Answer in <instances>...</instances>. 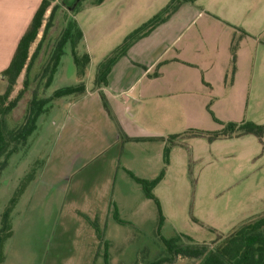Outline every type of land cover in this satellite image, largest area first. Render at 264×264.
Listing matches in <instances>:
<instances>
[{
    "label": "rangeland",
    "instance_id": "1",
    "mask_svg": "<svg viewBox=\"0 0 264 264\" xmlns=\"http://www.w3.org/2000/svg\"><path fill=\"white\" fill-rule=\"evenodd\" d=\"M95 1L83 0L76 12L63 0L52 1V9L59 7L54 24L11 96L14 99L28 80L23 98L5 119L13 128L21 124L34 96L49 98L58 89L82 82L70 45L50 82L49 78L50 57L68 21L75 17L83 22L85 38L78 44L77 53L88 52L91 57L92 65L83 80L88 95L55 99L27 144L0 173V230L3 214L12 208L10 236H4L0 264H149L165 256L158 234L157 206L129 175L130 168L147 180L165 170L154 194L165 218L161 236L167 239L183 236L196 244L216 246L221 238L264 217V138L261 142L246 135L210 142L206 137H188L184 143L172 144V135L199 131L182 122L178 133L152 142L140 134V125L146 124L138 116H129L138 135L128 137L111 109L110 99L103 93L92 95L100 62L123 44L124 37L155 16L165 15L172 0H105L102 6L94 5ZM253 6L261 13L259 21L244 20V24L251 25L253 33L259 32L264 39V0H254ZM114 14L120 15L114 27L101 25L98 35L93 30L92 15ZM59 16L61 22L57 21ZM108 28L113 32L108 34ZM39 41L32 45L31 55ZM258 61L264 62V43ZM261 64L250 107L241 123L264 125ZM131 114L135 116V111ZM216 120V132L229 124ZM185 238L184 243H192ZM170 264L199 262L179 257Z\"/></svg>",
    "mask_w": 264,
    "mask_h": 264
},
{
    "label": "crops",
    "instance_id": "2",
    "mask_svg": "<svg viewBox=\"0 0 264 264\" xmlns=\"http://www.w3.org/2000/svg\"><path fill=\"white\" fill-rule=\"evenodd\" d=\"M42 2L0 0V95L7 89L3 72ZM253 4L254 0L182 2L165 22L134 42L113 66L107 86H96L92 95L103 93L110 99L111 109L128 137L138 135L129 116L140 117L146 124L140 125V134L152 142L178 133L182 122L191 129L208 132L219 130L216 119L241 123L253 98L261 64L258 56L264 43L259 32L253 33L254 28L244 24V20L259 21L261 13ZM119 16L92 15L93 30L99 35L101 25L114 27ZM73 18L84 40L83 22ZM61 19L59 16L57 21ZM112 32L113 28H108L107 33ZM261 67L264 69V62ZM97 72L98 68L95 77Z\"/></svg>",
    "mask_w": 264,
    "mask_h": 264
},
{
    "label": "trees",
    "instance_id": "3",
    "mask_svg": "<svg viewBox=\"0 0 264 264\" xmlns=\"http://www.w3.org/2000/svg\"><path fill=\"white\" fill-rule=\"evenodd\" d=\"M52 1L53 0H43L27 31L21 38L9 67L3 72L4 80L7 82V89L0 95V173L5 170L10 158L18 153L21 147L27 144L30 137L38 128L39 119L49 110L55 99L72 95H83L86 93V85L83 80L86 76V71L91 62V58L88 53L83 55L77 53V46L83 39V32L76 21H68L50 57L52 72L49 82L52 80L53 74H55L57 67L61 63V59L64 56L68 45L71 47L76 71L82 82L76 86H68L58 89L49 98L39 99L34 96L26 109L21 124L13 128H10L5 120L6 117L17 107L18 102L23 98V95L28 88V80H25L24 88L14 99H11V96L19 83L21 74L24 70L29 68L31 62L38 56L44 44V40L53 26L55 8L51 10V14L45 24L46 14L51 9ZM75 1L76 0H73L72 3H68V0H63V4L70 9ZM104 1L105 0H96L94 5H101ZM195 1L196 0H172V5L167 9L165 15L155 16L148 23L127 36L123 44L119 46L112 55L99 64L96 76V86L98 88L107 86L108 78L113 66L127 53L135 41L147 36L159 24L165 22L170 16V12L176 9L182 2L193 3ZM82 2L83 0L78 2L74 12L77 11ZM43 27L44 30L41 40L39 41L35 52L31 55V47L38 39ZM187 134H189V136ZM187 134L172 135L170 136L169 141H171L172 144H175V141L179 142L180 140L184 143L183 141H186L188 137H206L210 142H214L223 138L253 135L263 142L264 125H258L253 122L229 123L223 131H190L187 132ZM168 153L169 149L167 148L164 154V162L166 165L169 163ZM128 173L132 179L141 186L146 198L155 202L158 210V234L165 247L166 255L150 262L149 264H170L179 257L198 260L199 264H264V217L245 224L236 229L229 236L221 238L216 246L196 244L183 236L167 239L161 236V229L165 222V218L161 203L154 194V190L165 177V170H163L157 178L152 180L139 178L130 171H128ZM14 203L15 199L11 201V204ZM11 210L12 208L9 207L3 214L2 228L0 230V250L3 247L4 236H10L9 215ZM184 238L192 243H184Z\"/></svg>",
    "mask_w": 264,
    "mask_h": 264
},
{
    "label": "water",
    "instance_id": "4",
    "mask_svg": "<svg viewBox=\"0 0 264 264\" xmlns=\"http://www.w3.org/2000/svg\"><path fill=\"white\" fill-rule=\"evenodd\" d=\"M80 0H76L75 3L70 7V10H74Z\"/></svg>",
    "mask_w": 264,
    "mask_h": 264
}]
</instances>
